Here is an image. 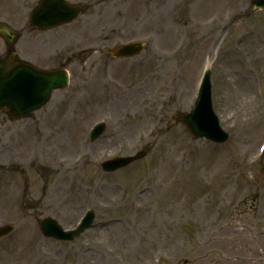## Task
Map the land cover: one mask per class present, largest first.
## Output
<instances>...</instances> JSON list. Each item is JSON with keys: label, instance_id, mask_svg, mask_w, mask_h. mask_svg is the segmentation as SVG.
Here are the masks:
<instances>
[{"label": "rangeland", "instance_id": "1", "mask_svg": "<svg viewBox=\"0 0 264 264\" xmlns=\"http://www.w3.org/2000/svg\"><path fill=\"white\" fill-rule=\"evenodd\" d=\"M33 1L0 0V19L20 18ZM245 3L227 41L208 25L236 0H109L92 6V27L82 16L58 29L73 62L70 87L29 118L0 125V225L15 227L0 239V264H148L160 253L162 264H264V158L254 157L264 142V10L248 16ZM247 26L257 27L256 48L250 38L236 52L230 41ZM135 40L147 43L140 56L111 58L110 46ZM208 52L219 53L212 82L231 133L225 145L194 139L173 119L193 107ZM134 83L143 85L139 101L125 94L126 106L120 91ZM101 118L107 129L89 145L85 130ZM80 144L89 155L76 162ZM140 149L149 155L102 173L101 161ZM88 205L95 225L74 242L38 233L41 217L72 228ZM37 236L41 248L32 249Z\"/></svg>", "mask_w": 264, "mask_h": 264}, {"label": "bare ground", "instance_id": "2", "mask_svg": "<svg viewBox=\"0 0 264 264\" xmlns=\"http://www.w3.org/2000/svg\"><path fill=\"white\" fill-rule=\"evenodd\" d=\"M244 8H245V6L243 7V10H244ZM248 40H250V37H247V38H245L244 39V42L245 43H247V41ZM251 42H253V43H258V39H253L252 38V40H251ZM257 45V44H256ZM256 45H255V48H256ZM243 47L244 48H246L247 46H245V44L243 45ZM214 62H216V60L214 61ZM125 87H123V90L122 91H120V93L122 94V97H119L120 99H119V102H123V103H125V105L127 106V105H132V103H129L128 102V100H127V98H123V95H125V94H128V93H131V94H133V98L135 99V100H132L131 102H134V101H139V100H137V98H138V95H137V92H138V94L139 93H141L139 90H141V84H136V83H134V84H127V85H124ZM243 87H244V85H243ZM103 89H105V88H103ZM243 89H245L246 90V87H244ZM142 96V95H141ZM129 99V98H128ZM123 229H119V233H121V231H122ZM118 239H121V237H120V235L118 236ZM207 247H208V249H212L213 248V246L212 247H210V246H208L207 245ZM215 249L213 248V251H214Z\"/></svg>", "mask_w": 264, "mask_h": 264}, {"label": "water", "instance_id": "3", "mask_svg": "<svg viewBox=\"0 0 264 264\" xmlns=\"http://www.w3.org/2000/svg\"><path fill=\"white\" fill-rule=\"evenodd\" d=\"M3 63H4V62H0V65H2ZM13 72H14V70L9 71V72H8V76H7L6 78H2L1 75H0V77H1V80H0V89H1L3 86H5L6 81L9 80V79L12 77ZM188 116H189V115H188ZM188 116L185 117V121H187V117H188Z\"/></svg>", "mask_w": 264, "mask_h": 264}]
</instances>
